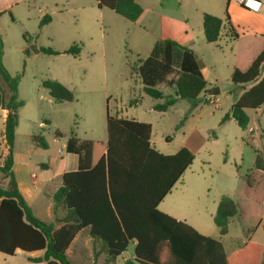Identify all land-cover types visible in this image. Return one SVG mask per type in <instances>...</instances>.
I'll use <instances>...</instances> for the list:
<instances>
[{"label": "rangeland", "instance_id": "1", "mask_svg": "<svg viewBox=\"0 0 264 264\" xmlns=\"http://www.w3.org/2000/svg\"><path fill=\"white\" fill-rule=\"evenodd\" d=\"M70 1L72 4L62 14L56 15L51 28L43 32L36 30L39 35L36 45L60 55L37 53L27 46L19 57L16 52H9L8 64H4L10 75L18 79V98L25 102L19 110L16 130L17 168H22L26 177L36 174L42 178L55 174L67 161L64 145L72 132L80 141H98L106 145L108 114L139 119L152 125L151 139L160 151H163L161 145L169 152L178 151L191 137L198 152L185 174L186 187L180 181L165 202L178 207L187 223L196 225V222H201L218 232L214 217L220 199L223 196H242V178L254 170L255 149L264 153V113L248 110L251 121L247 130H242L234 120L220 124L241 93L233 85L231 75L237 57L245 53L250 39L246 36L236 45L223 29L224 37L220 43H204L198 47L197 59L201 69L208 80L218 81L220 94L208 103L202 97L197 107L191 101L179 100L167 112H158L153 107L164 104L165 100H155L144 93L140 68L149 58L161 63L163 50L156 48L161 41L155 44L156 38L150 36L146 44L154 43L153 50L134 47L131 43L135 39L133 23L109 9L99 10L93 0ZM47 2L42 0L43 4ZM40 7L42 5L37 3V16L41 15ZM234 17L238 22L234 32L242 35L245 15L237 18L234 14ZM73 45L81 47V53L64 54ZM181 57V49L176 48L175 71L155 86L166 96L175 93L174 81ZM261 73H264V67ZM46 80L58 81L68 87L74 92L75 101H55L43 86ZM1 115L0 111V166L7 154ZM39 137L44 140L46 148L34 141ZM48 167L49 170L46 169ZM5 179L0 172V188H8L9 179ZM243 200L239 202L244 222L240 223L239 217L232 218L228 234L220 236L227 253L239 249L246 236L244 226L254 225L257 214L264 215V178L261 191L251 200ZM40 217L48 222L44 214ZM252 241L264 244V220ZM133 244L130 242L129 250L133 249ZM68 256L73 264H107L104 256L95 259L93 252L92 256L79 252L78 244L68 251ZM122 263L123 257H120L116 264ZM0 264L29 263L23 253L14 257L0 253Z\"/></svg>", "mask_w": 264, "mask_h": 264}, {"label": "trees", "instance_id": "2", "mask_svg": "<svg viewBox=\"0 0 264 264\" xmlns=\"http://www.w3.org/2000/svg\"><path fill=\"white\" fill-rule=\"evenodd\" d=\"M93 1L100 8L109 9L132 23L143 13L136 0ZM48 19L49 16L44 17L40 27ZM226 19L230 22L228 11ZM222 27L220 18L204 14L203 28L208 44L219 41ZM233 36L238 37L235 32ZM159 47L163 50L161 63L149 58L140 68L144 93L155 100H165L164 104H157L153 109L167 112L179 100L191 101L197 107V102L214 86V81L206 78L192 50L171 40L162 41L156 46ZM176 48L182 51L180 69L174 81V95L166 96L155 86L175 71ZM40 52L60 55L48 48H41ZM80 53L81 47L76 45L64 52L67 55ZM2 56L0 34V81L5 82L11 91L10 96L2 95L1 101V108L7 111L3 134L7 155L0 172L9 179V186L0 188V253L14 257L18 251L28 254L44 252L42 257L29 258V261L73 264L68 251L78 234L87 230L94 258L104 256L107 264H116L130 242L136 244L135 259L124 264H264L262 244L248 241L227 255L219 241L201 235L190 225L158 209L196 159L198 150L191 137L175 155H163L151 145V124L109 114L106 145L98 141H80L74 132L66 144V152L78 157V168L63 175V185L53 195L55 208L64 212L63 218L57 220L61 226L57 228L55 223H46L36 217L20 192L13 172L19 110L25 102L18 98V79L9 74ZM263 67L264 49L246 70L234 69L231 81L243 92L221 120V125L234 120L242 130L248 129L251 119L247 111H255L264 105ZM43 86L57 102L75 101L74 92L58 81L46 80ZM246 86L251 87L246 89ZM212 136L216 138L215 134ZM34 141L46 148L42 138H34ZM263 173L264 153L255 149L254 170L243 178L242 198L239 194L237 201L223 196L219 202L214 223L220 236L228 234L232 218L239 217L244 222L239 201H244L243 198L249 201L261 191ZM260 216L257 214L256 218Z\"/></svg>", "mask_w": 264, "mask_h": 264}, {"label": "crops", "instance_id": "3", "mask_svg": "<svg viewBox=\"0 0 264 264\" xmlns=\"http://www.w3.org/2000/svg\"><path fill=\"white\" fill-rule=\"evenodd\" d=\"M260 1L263 2V6L258 13H254L246 9L244 10L243 8H241L240 4L234 2L231 3L228 2V0H136V2L142 7L143 13L141 17L136 22L133 23L132 34L135 39L131 40V43L134 47L137 48L145 47L149 49L151 48L153 50L154 43L152 45L146 44V41L149 40L150 36H152L156 38L155 44L159 43L160 41L162 42L165 40H171L177 42L182 47L192 50L197 56L198 47H200L204 43H207L203 28L204 14H211L213 16L220 18L223 21V27H222L220 39L215 44L220 43L221 39L224 37L223 29H225L227 33L226 35L228 37L233 38V41L236 45H238L241 42L242 38L246 36L250 39V44L246 48L245 53L244 54L240 53L234 65V69L239 67L242 70H246L251 65L252 61L256 58V56L264 49V0H260ZM37 3L42 5V7H40L39 9V13H41V15L39 16L36 15ZM71 4L72 3L70 0H48L46 4H43L42 0H0V34L3 44V56H2L3 65L8 64L7 59L9 52H16L19 57V54H22V52L26 49L27 46L30 47L32 45H35L36 49H38L40 52V49L42 47H38L36 45V40L38 39V38L35 39V36L38 35V33H36V30L43 32L44 30L51 28L55 22L56 15L62 14V12L65 11ZM95 4L99 8V10L106 9V8H100L98 6V3L96 2ZM227 11L230 17V22L227 21L226 19ZM234 14H236L237 18L240 15L243 16L245 15V21L243 22L244 31L242 35H237L238 37L233 36L235 27L238 26V22L236 21ZM46 16H49L50 19L47 20L46 24L43 27H40L41 21ZM226 26L228 27V30H226ZM137 38H139L140 40H137ZM229 41H231V39H229ZM242 60H244L243 64L241 63ZM263 76L264 73L262 74V77ZM217 86H218V81L215 80L214 86L211 88ZM250 87L251 86H246V89H249ZM238 88L241 90L240 87ZM240 92L241 93L238 95V98L242 95L243 91ZM2 95L10 96L11 91L5 82L0 81V111L2 113L1 118L4 125L7 117V111L1 108ZM202 97L205 98L206 103H208V101L210 102L213 101L212 99L213 97H209L207 94L202 95ZM263 107L264 105L261 108L255 110V113L263 114L264 113ZM120 112L123 113L122 110ZM117 118L137 121L141 123H148V122L139 121V119H135V118L127 119L123 115L118 116ZM151 145L153 148H155L152 139H151ZM161 148L163 151H160L157 148L155 149L163 155H175L180 150L179 149L178 151L175 152H169L164 145H161ZM64 149L66 150V145H64ZM17 164H18V154L15 152L14 149L13 172L16 181L18 183L20 192L24 196L28 205L32 208L36 217L40 219L41 218L40 216L41 215L43 216L44 214L48 220V222L46 221L44 222L55 223L57 225V228H59L61 225L58 224L57 220L63 218L64 212L60 208L59 209L55 208L53 195L63 185V175L67 172H72L77 170L78 157L76 155L68 154V158L65 165L63 164L60 167V169L57 171V173L49 174L42 178L38 177L36 182L32 181L31 178L32 175L26 177L25 174L23 173L22 168H17ZM190 167L185 171L182 178L178 181V183L180 181H183L182 182L183 187H186L185 174L190 169ZM46 169L49 170V167ZM5 180L8 179L6 178ZM173 190L159 205L158 209L162 213L173 217L177 221H181L190 225L201 235L219 241L223 245V243L220 241L219 230L218 232H215L210 228H208L206 225L202 224L201 222H196V225L187 223L186 221H184V217H182L183 215L179 213L180 210L178 207L171 204H166L165 200L172 195ZM232 199L237 201L236 196H233ZM263 220H264V215H261L256 219V223L254 225L244 226V229H246L245 231L246 236L240 243L239 249L243 247L248 241H252V238L263 224ZM240 223H242L241 220ZM88 236H89V232L87 230H84L81 233H79L76 239L74 240V242L72 243L69 251L73 246L78 244L79 252L85 254L89 253L90 256H92V249L90 248V242ZM254 243H259V242H254ZM262 245L264 246V244ZM135 247L136 244L134 243L132 250H129L128 249L129 247L127 248L126 255H124L125 254L124 253L121 256L123 257L122 264H124V262L126 261H133L135 259ZM223 248L227 255L233 252L231 251L230 253H227L224 245ZM19 253H23L27 256V261L29 264H45V263H33L29 261V258L42 257L44 255V252H35L28 254L18 251L16 254ZM127 253L129 254L127 255Z\"/></svg>", "mask_w": 264, "mask_h": 264}, {"label": "built area", "instance_id": "4", "mask_svg": "<svg viewBox=\"0 0 264 264\" xmlns=\"http://www.w3.org/2000/svg\"><path fill=\"white\" fill-rule=\"evenodd\" d=\"M228 2L240 4V6L244 9L254 13H258L263 6V2L260 0H228ZM31 178L33 182H36L38 176L36 174H33Z\"/></svg>", "mask_w": 264, "mask_h": 264}, {"label": "water", "instance_id": "5", "mask_svg": "<svg viewBox=\"0 0 264 264\" xmlns=\"http://www.w3.org/2000/svg\"><path fill=\"white\" fill-rule=\"evenodd\" d=\"M31 51L39 52L38 49H36L35 45L30 46L29 48ZM28 53V52H27ZM209 97H216L220 94V89L218 87L211 88L206 93Z\"/></svg>", "mask_w": 264, "mask_h": 264}]
</instances>
